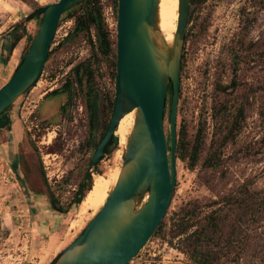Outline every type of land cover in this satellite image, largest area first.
<instances>
[{"label":"rangeland","instance_id":"1","mask_svg":"<svg viewBox=\"0 0 264 264\" xmlns=\"http://www.w3.org/2000/svg\"><path fill=\"white\" fill-rule=\"evenodd\" d=\"M57 1L0 0V52L3 43L8 51L23 28L27 32L13 62L0 58V88L12 78L28 36L40 25L41 16L27 18ZM99 4L115 41V0ZM85 9L80 6L63 16L39 81L8 111L9 126L0 127V264H52L96 213L80 214L79 205L71 202L110 122L108 100L114 96L115 80L113 57L93 51L94 30L93 43L86 34L64 41ZM186 38L177 131L185 129L190 145L202 132V151L193 169L177 159L163 229L129 264H193L185 235L173 236L181 225L193 226L189 233L206 225L211 215L220 224L218 242L209 250L221 254L220 264H264V0H205L190 8ZM80 63L91 64L101 99L94 128L86 108L87 76L79 86L72 72ZM233 79L236 88L220 91L219 85L230 86ZM68 81L73 84L71 101L68 93L52 95ZM216 111L219 119L213 118ZM169 116L168 96L167 135ZM216 150L219 168L206 167L205 160ZM124 156L125 146L119 144L97 164V172L108 177L121 168ZM51 195L60 206L71 205L70 211H54Z\"/></svg>","mask_w":264,"mask_h":264},{"label":"water","instance_id":"2","mask_svg":"<svg viewBox=\"0 0 264 264\" xmlns=\"http://www.w3.org/2000/svg\"><path fill=\"white\" fill-rule=\"evenodd\" d=\"M84 1L59 0L29 17L41 16V22L24 49L21 64L0 88V117L39 81L64 13ZM191 3L179 0L177 30L168 42L160 28L161 0H118L116 103L91 167L106 156L108 147L116 148L115 138L120 144L118 127L132 112L134 125L105 204L53 264H129L167 215L176 185L181 69ZM170 84L171 151L165 130Z\"/></svg>","mask_w":264,"mask_h":264},{"label":"trees","instance_id":"3","mask_svg":"<svg viewBox=\"0 0 264 264\" xmlns=\"http://www.w3.org/2000/svg\"><path fill=\"white\" fill-rule=\"evenodd\" d=\"M205 2V0H192L191 7L201 5ZM115 5L118 8V0H115ZM80 6H86L85 11L76 17L75 19V27L72 30V32L69 33V35L64 39V41H67L75 36H79L81 34H86L89 40L92 41V30L95 31V37H96V44H94V50L96 53H100L103 57L112 59V67H113V77L115 80V92L112 99H109L108 101V108L110 110L111 118L113 115V111L115 108L116 103V96H117V55H118V41L117 38L114 41L112 37V32L108 28L104 17H103V11L102 7L99 4V0H86L83 3L79 4L78 6L71 8L67 10L65 14L68 12L74 10L77 7ZM191 12L193 10L191 9ZM63 15V16H64ZM63 18L60 22L63 21ZM30 18H27V21H29ZM118 20V16H117ZM20 24H18L19 26ZM60 26V25H59ZM21 34L23 35L22 38L18 39L16 38L15 42L18 44L24 37L27 36V32L25 29H22ZM32 41V36H28V44H30ZM187 41V38H186ZM51 53V52H50ZM97 55V54H96ZM23 60V57L21 58L18 66L21 64ZM74 74V81L77 85L83 86L85 76H87V84H88V90L86 92V108L89 115V120L91 123V126L94 128L97 123L99 122V116H100V96L98 90L94 86V70L90 63H80L78 64L73 70ZM237 73V71H235ZM72 81H68L64 84L62 89L55 90L52 92V95L57 96L63 93L69 94V101L72 100L73 96L71 94V87L73 84ZM237 81L236 79H233L230 86H223L219 85V89L222 92H227L230 87L236 88L237 87ZM168 96L170 100V108H171V98H172V85L169 86ZM180 98H181V88H180ZM11 108L7 109L5 113L0 117V127L5 128L8 127L10 124V118L8 117V111ZM240 116L243 114L242 108H239ZM219 111H216L213 118L219 119ZM221 117V116H220ZM111 121V119H110ZM110 122L106 126V130L109 127ZM105 132L101 135V138L98 143H95L94 145V151H96L99 143L101 142L102 138L104 137ZM177 147H176V159H180L182 161H187L188 167L193 169L198 161L199 157L202 151L203 146V140H202V132H199L197 135L196 140L192 145L187 141V133L183 127L178 128L177 131ZM114 141L117 143L116 148L110 149L109 147L106 149V155L111 154L118 148L119 140L117 138L114 139ZM171 139H170V131L168 135V143H169V151H171ZM95 153V152H94ZM220 151L216 150L212 152V154L205 160L204 165L208 168L212 169H218L219 168V159H220ZM92 161V159H91ZM91 161L89 163V170L86 171L82 181L79 183L78 188L74 194L72 205H80L86 196V194L92 189L93 186V173L96 172V174L101 175L100 172H97V166L91 167ZM172 201V198H171ZM50 203L52 206V209L58 213L61 214H67L70 209L71 205H69L67 208H64L60 206L58 200L54 195L50 196ZM190 212L187 211L186 213H183L184 215L189 214ZM181 214V212H180ZM176 215H179L176 214ZM166 217V216H165ZM165 219V218H164ZM164 220L162 221L160 227L155 232V234H158L163 229ZM219 218L211 215L209 217V220L206 225L200 226L195 231L189 233V229L193 226H187L183 227L180 226V229L176 233L174 238L180 237L182 235H185L184 241L188 242V246L186 248V254L189 256L190 260L193 262V264H220V253L214 250H209L210 245H215L218 242V239L215 236V232L219 228ZM154 234V235H155ZM59 256V255H58ZM57 256V258H58ZM53 261V263L57 260ZM52 263V264H53Z\"/></svg>","mask_w":264,"mask_h":264},{"label":"bare ground","instance_id":"4","mask_svg":"<svg viewBox=\"0 0 264 264\" xmlns=\"http://www.w3.org/2000/svg\"><path fill=\"white\" fill-rule=\"evenodd\" d=\"M178 18L179 0H161L160 28L168 42H172L174 38L177 30ZM134 119L135 112H132L121 121L118 127L117 135L120 139V145L122 146H125L127 142V138L134 125ZM105 173L107 174V172ZM119 173L120 169L116 170L108 177L104 175L95 176L92 189L86 194L82 203L79 205L78 211L80 214H86L90 210L97 212L105 204L109 196L110 188L116 183Z\"/></svg>","mask_w":264,"mask_h":264},{"label":"crops","instance_id":"5","mask_svg":"<svg viewBox=\"0 0 264 264\" xmlns=\"http://www.w3.org/2000/svg\"><path fill=\"white\" fill-rule=\"evenodd\" d=\"M27 37V36H26ZM26 37H24L22 40H24ZM22 40L17 44V46L12 50V48H13V44L14 43H16V42H14L13 44H11L10 46H9V48H8V51L6 52V49H7V46H6V44L5 43H3L2 44V48H1V52H0V58H1V56L3 57H5V60L6 61H10L11 60V62H13V60H14V58H15V55H17V51L20 49V45H21V43H22ZM14 57V58H13ZM19 130L20 129H18L17 130V132H18V136H19ZM21 136V135H20ZM17 137V136H16ZM14 139H15V136H14Z\"/></svg>","mask_w":264,"mask_h":264},{"label":"flooded vegetation","instance_id":"6","mask_svg":"<svg viewBox=\"0 0 264 264\" xmlns=\"http://www.w3.org/2000/svg\"><path fill=\"white\" fill-rule=\"evenodd\" d=\"M167 101H168V99H167Z\"/></svg>","mask_w":264,"mask_h":264}]
</instances>
